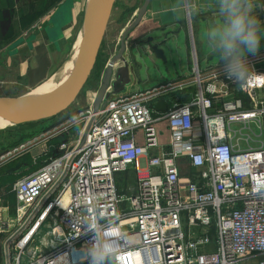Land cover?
Returning a JSON list of instances; mask_svg holds the SVG:
<instances>
[{
	"label": "built area",
	"instance_id": "obj_1",
	"mask_svg": "<svg viewBox=\"0 0 264 264\" xmlns=\"http://www.w3.org/2000/svg\"><path fill=\"white\" fill-rule=\"evenodd\" d=\"M261 60L264 53L249 61L255 78L240 84L247 106L215 108L212 96L228 85L209 73L203 87L206 76L195 59L197 93L186 103L171 98L187 80L112 95L96 112L95 92L89 109L46 132L48 140L80 126L58 144L61 153L13 184L15 216L0 210V234H8L2 264H90L92 222L101 237L108 228L117 234L115 264H264V144L242 150L228 139L230 125L264 116V70L255 64ZM169 98L166 111L151 107ZM161 122L169 133L165 143ZM36 143L1 156L0 168ZM181 158L192 168L186 181ZM132 171L146 175L120 193L115 174ZM48 216L49 242L29 248Z\"/></svg>",
	"mask_w": 264,
	"mask_h": 264
},
{
	"label": "crops",
	"instance_id": "obj_2",
	"mask_svg": "<svg viewBox=\"0 0 264 264\" xmlns=\"http://www.w3.org/2000/svg\"><path fill=\"white\" fill-rule=\"evenodd\" d=\"M187 4L191 10L194 9L197 40L191 16V22H186V0H151L141 24L145 27L146 23L147 28L142 29H147L155 43L165 41L161 47L167 62L156 59L149 52L152 64L146 63V49L138 48L135 54L137 61L142 64L140 76L136 75L132 79L125 92L187 80L190 83L182 89L178 88L171 98L178 103H186L197 93V85L192 84L193 58L206 76L203 87L212 80L209 73H216L218 83L226 82L228 85L226 93L212 96L215 108L238 101L247 106L248 99L241 93V83L226 78L222 72L223 64L204 39L205 29L220 19L216 0H187ZM83 8L82 0H0V81L22 91V88L30 89L58 71L80 37L85 13V10L81 13ZM207 11L213 16H203ZM261 50L256 55H249L248 61L262 55L264 51ZM259 62H255L256 67L261 68ZM171 99L167 100L168 106L172 103ZM50 145L47 146V153H41L42 156L49 154ZM31 154L34 158L40 156ZM179 163L181 177L186 181L192 176V168L185 158H181ZM8 187H0V210L4 216L11 218L16 213V201L12 185ZM7 236L0 234V262L1 249Z\"/></svg>",
	"mask_w": 264,
	"mask_h": 264
},
{
	"label": "rangeland",
	"instance_id": "obj_3",
	"mask_svg": "<svg viewBox=\"0 0 264 264\" xmlns=\"http://www.w3.org/2000/svg\"><path fill=\"white\" fill-rule=\"evenodd\" d=\"M144 0H118L115 12L113 14V19L109 25L104 43L102 45L101 52L96 60L94 65V75L93 78L98 77L97 81L95 82L92 78L90 84L86 87V89L81 93V95L77 98V100L73 103V105L67 109L65 112L61 113L60 115L45 119L29 124H23L11 128H1L0 129V157L6 155L9 151H12L14 148L19 147L22 144H29L35 143L27 152L20 155V158L26 155L27 153H33L35 156L40 155L42 156V152L47 153V146L53 140L46 139V132L50 129H53L60 125L61 123L67 121L68 119L72 118L75 115H78L81 112L86 111L91 106V99L93 98L95 92H97V88L99 86V75L108 62V60L119 50L120 48V38L121 32L125 26L129 24V20H131L133 12L136 11L141 7ZM254 2V15L260 20L262 28H264V0H253ZM86 0H82V8L85 6ZM190 4V3H189ZM188 4V5H189ZM186 8H187V0H186ZM86 9V8H85ZM84 8L81 10L83 14ZM194 10V9H193ZM190 8V15L191 19L193 20V27L195 32L196 40L198 39V30L196 29L195 23V14L194 11ZM215 12V11H214ZM197 14V13H196ZM213 16V13H209V11L205 12L203 16ZM144 18V17H143ZM190 21L187 15L186 9V22ZM191 22V21H190ZM144 26L140 24L132 34L130 39L129 46L132 45V41L136 39V35H141L142 28H147V24L145 23ZM190 25V24H189ZM190 35L192 34L191 29L189 28ZM139 37V36H138ZM148 45H139L138 48L146 49ZM260 49L264 51V40L261 41ZM136 50V49H135ZM137 53V51L135 52ZM199 58V56H198ZM264 60L259 62L260 67H263ZM192 64H194V59L192 58ZM263 69V68H262ZM264 70V69H263ZM95 82V83H94ZM11 85H7L0 81V95L3 96H15L18 92L24 93L29 88H22L20 89L10 87ZM32 89V88H31ZM30 89V90H31ZM29 90V91H30ZM26 91L25 93H27ZM24 95V94H23ZM261 122V123H260ZM159 128V138L161 143H165L168 141V128L166 126V122H161L158 125ZM80 126H77L72 129L71 134L74 136L78 133ZM229 136L228 139L235 143V147L239 149H248L250 147H258L264 144V116L258 123H250V124H243V123H235L230 125V129L228 131ZM137 141L142 142L141 135L142 129H138L136 131ZM38 157V156H36ZM18 158H12L8 160V162L3 165L2 167H9L11 164L16 163ZM39 159V158H38ZM24 168V166H22ZM186 165H184V169H186ZM146 173H140L139 175L136 172H119L115 174V180L120 193H128L132 191L139 177L145 176ZM7 193V189L5 191ZM184 217V214H183ZM50 216L43 222L38 234L31 240L29 244V248L35 245H45L50 240V226L51 221ZM33 224V223H32ZM31 224V225H32ZM31 227V226H30ZM27 230V229H26ZM214 233V232H212ZM2 259L0 264L3 262L4 257V248L2 246L1 249ZM262 259L251 261L248 264H259Z\"/></svg>",
	"mask_w": 264,
	"mask_h": 264
},
{
	"label": "water",
	"instance_id": "obj_4",
	"mask_svg": "<svg viewBox=\"0 0 264 264\" xmlns=\"http://www.w3.org/2000/svg\"><path fill=\"white\" fill-rule=\"evenodd\" d=\"M98 1L101 10V12L98 13V15H100L99 21L81 45L75 69L66 88L61 92L57 91L30 99H18L25 93L15 96L0 95V106L6 103L14 104V106L19 104L18 108L15 110H7L0 107V117L10 121L15 126H19L56 117L73 105V103L92 81L95 61L101 52L102 45L118 3V0ZM150 3L151 0H144L143 4L138 9V13L134 21L123 28L121 32L119 50L108 60L101 72V75H99V88L97 89V93L92 104L94 112L98 111L102 102L110 98L112 95L125 92L127 87L131 85L132 79H134L136 75L138 77L140 76L142 64L137 61L136 54L133 55L131 59L128 58L126 53L125 38L130 31L141 23L143 17L148 11ZM164 43L165 41L162 43H155L154 39L149 40L148 47L146 48V51H144V60L147 61L146 63L152 64L149 52L156 59H160L165 63L167 62V57L161 47ZM97 79L96 77L93 78L94 81H97ZM151 107L156 111H166L168 109V102L166 99H162L155 104H152ZM90 124L91 121L87 125V128L82 136L81 144L85 141Z\"/></svg>",
	"mask_w": 264,
	"mask_h": 264
},
{
	"label": "clouds",
	"instance_id": "obj_5",
	"mask_svg": "<svg viewBox=\"0 0 264 264\" xmlns=\"http://www.w3.org/2000/svg\"><path fill=\"white\" fill-rule=\"evenodd\" d=\"M216 6L220 19L205 29L204 39L223 64L222 72L227 79L238 83L250 81L255 76L248 56L256 55L264 40V28L254 15V2L216 0ZM88 227L94 234L87 253L90 264H115L120 251L117 234L108 228L101 237L95 222Z\"/></svg>",
	"mask_w": 264,
	"mask_h": 264
},
{
	"label": "bare ground",
	"instance_id": "obj_6",
	"mask_svg": "<svg viewBox=\"0 0 264 264\" xmlns=\"http://www.w3.org/2000/svg\"><path fill=\"white\" fill-rule=\"evenodd\" d=\"M85 8L86 9L84 13L83 28L81 30L80 37L78 38L73 50L71 51V53L69 54V57L63 63L61 68L56 73L51 75L49 78L44 80L42 83L36 85L30 91L20 96V98L18 99L35 98L38 96L47 95V94L57 92V91L61 92L66 88L70 80V77L75 69L76 61H77V57H78V53L81 48V45L83 41L86 39V37L88 36V34L90 33V31L95 27L100 17L98 13L101 12V10H100V5H99L98 0H86ZM18 106L19 104L14 106V104L6 103L0 107L7 109V110H15L18 108ZM11 127H15V125L12 124L10 121L0 117V129L1 128H11Z\"/></svg>",
	"mask_w": 264,
	"mask_h": 264
},
{
	"label": "trees",
	"instance_id": "obj_7",
	"mask_svg": "<svg viewBox=\"0 0 264 264\" xmlns=\"http://www.w3.org/2000/svg\"><path fill=\"white\" fill-rule=\"evenodd\" d=\"M262 64L264 66V63ZM73 137L74 135L71 134V132L63 133L53 138V140L50 142L51 145L48 151L49 154L34 158L31 153H27L21 158L18 157V161H16V163H13V165L11 164L9 167L0 168V187L7 186V188H9L8 186H13V184L18 179L31 173L34 170H37L38 168L43 166L51 157L58 156L61 153L57 148L58 144H60L62 141L72 139ZM22 166H24V168H22Z\"/></svg>",
	"mask_w": 264,
	"mask_h": 264
},
{
	"label": "flooded vegetation",
	"instance_id": "obj_8",
	"mask_svg": "<svg viewBox=\"0 0 264 264\" xmlns=\"http://www.w3.org/2000/svg\"><path fill=\"white\" fill-rule=\"evenodd\" d=\"M138 12V11H137ZM137 12L136 11H134L133 12V15H132V19L129 21V24L130 23H132L133 21H134V19L136 18V16H137ZM142 22H143V19H142V21H141V23L140 24H142ZM140 24L138 25V26H140ZM137 26V27H138ZM137 27H135L132 31H130L129 33H128V35L126 36V38H125V43H126V53H127V56H128V58L129 59H131V57L133 56V55H135V52L138 50V47H139V45L141 46V45H143V44H145V45H148V42H149V40L150 39H153V37H151V35H150V33L148 34V32H147V29H142V33H141V35H136V39H134L133 41H132V45L131 46H129V42H130V39H129V37H131L132 36V34H134V31H135V29L137 28ZM176 33L178 32V31H175ZM174 32V33H175ZM169 33H167L166 35H168ZM139 36V37H138ZM136 49V50H135Z\"/></svg>",
	"mask_w": 264,
	"mask_h": 264
}]
</instances>
